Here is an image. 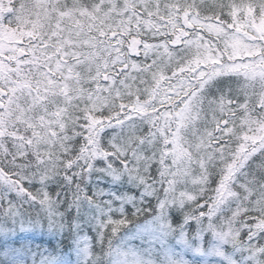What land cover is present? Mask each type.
<instances>
[{"label": "snow or ice", "instance_id": "obj_1", "mask_svg": "<svg viewBox=\"0 0 264 264\" xmlns=\"http://www.w3.org/2000/svg\"><path fill=\"white\" fill-rule=\"evenodd\" d=\"M0 264H264V0H0Z\"/></svg>", "mask_w": 264, "mask_h": 264}]
</instances>
